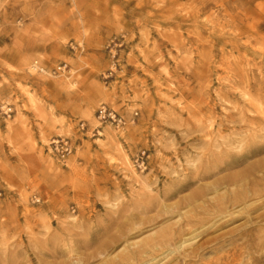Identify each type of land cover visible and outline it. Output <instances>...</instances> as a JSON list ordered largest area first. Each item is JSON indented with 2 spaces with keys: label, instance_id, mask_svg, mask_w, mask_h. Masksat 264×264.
<instances>
[{
  "label": "rangeland",
  "instance_id": "1",
  "mask_svg": "<svg viewBox=\"0 0 264 264\" xmlns=\"http://www.w3.org/2000/svg\"><path fill=\"white\" fill-rule=\"evenodd\" d=\"M263 162L264 0H0V264H247Z\"/></svg>",
  "mask_w": 264,
  "mask_h": 264
},
{
  "label": "built area",
  "instance_id": "2",
  "mask_svg": "<svg viewBox=\"0 0 264 264\" xmlns=\"http://www.w3.org/2000/svg\"><path fill=\"white\" fill-rule=\"evenodd\" d=\"M66 67V65L58 66L54 68L52 73L56 74L57 72H63ZM32 68H36L39 72L45 73V70L42 67L37 66V63H34L32 65ZM136 116L137 114L134 115V117ZM95 119L101 126L108 125L110 127H113L114 129H123L127 124V122L122 116H120L114 110L105 106H101L99 109L96 110ZM80 128L84 130L85 126L83 123H81ZM50 146L52 152L56 154L61 161H65L72 154L71 147L66 141H63L62 139H56L51 141ZM147 159L148 157H145V152H141V154L136 157L135 164L139 170H145L147 168ZM25 189L28 190V187H25ZM29 198L32 204H39L41 202V197L37 194H32Z\"/></svg>",
  "mask_w": 264,
  "mask_h": 264
},
{
  "label": "bare ground",
  "instance_id": "3",
  "mask_svg": "<svg viewBox=\"0 0 264 264\" xmlns=\"http://www.w3.org/2000/svg\"><path fill=\"white\" fill-rule=\"evenodd\" d=\"M17 69L18 70H23V69H27V68H25V67H17ZM246 154L248 156V155L252 154V151L251 150H248L246 152ZM256 174L257 175H261V176H256ZM241 178H242L241 180L246 179V182L248 181L249 182V185L250 184H253V183H257V181H262L264 179V162L261 163V164L254 165L251 168H249V170L245 173V175H242ZM240 182L242 183V181H240ZM232 185H236V183L234 182V183H232ZM245 185L244 184L239 185V187L242 190V193L241 194L239 193L237 196L233 197V198H236V199H234L230 204L244 203L245 200L249 197L246 194L248 192V190L244 188ZM196 195L197 196L194 195L195 197H193L194 198L193 199V203H195L199 199L203 198V196H202L201 193H198ZM197 198H199V199H197ZM216 209H217V211H216L217 213H222V214L225 213L224 211L227 210V208H224V210H223L222 207H218V206H216ZM214 215H215V213L213 212L212 216H214ZM233 215H235V214H230L228 216L232 217ZM161 237H162L161 238L162 239L161 241H157L156 240V242L150 243L148 245V247L154 249V248H157L158 246L167 245L169 243L170 239H171V236L170 235H167L165 233L162 234ZM197 237L198 236H195L193 238V240H195ZM188 242H190V241L189 240L184 241L179 248H181L184 244H186ZM251 252L256 253L257 256H255V257L254 256H251V260L247 264H259V263H261V262L264 261V243L263 244H256V245H254L253 248H252V250H251ZM239 262H240V259H238V257H235V258H233L229 262L220 263V264H239Z\"/></svg>",
  "mask_w": 264,
  "mask_h": 264
}]
</instances>
